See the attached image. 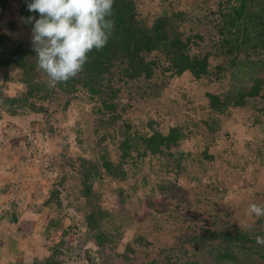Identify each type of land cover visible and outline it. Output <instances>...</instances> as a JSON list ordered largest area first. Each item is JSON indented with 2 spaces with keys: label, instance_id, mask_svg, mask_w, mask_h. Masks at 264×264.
<instances>
[{
  "label": "trees",
  "instance_id": "1",
  "mask_svg": "<svg viewBox=\"0 0 264 264\" xmlns=\"http://www.w3.org/2000/svg\"><path fill=\"white\" fill-rule=\"evenodd\" d=\"M31 2L0 0V122L26 131L27 151L37 131L59 138L39 208L71 199L80 220L51 219L42 233L63 232L40 258L9 240L7 264H97L86 244L100 264H264V217L246 211L264 204V0H114L106 46L55 87L22 19L40 18ZM73 107L88 111L71 140L55 117ZM3 213L14 230L22 212ZM76 229L82 246L64 240Z\"/></svg>",
  "mask_w": 264,
  "mask_h": 264
},
{
  "label": "rangeland",
  "instance_id": "2",
  "mask_svg": "<svg viewBox=\"0 0 264 264\" xmlns=\"http://www.w3.org/2000/svg\"><path fill=\"white\" fill-rule=\"evenodd\" d=\"M87 111L88 109L80 111L76 107H73L68 110L65 117L56 116L57 121L55 124L62 128L61 133L63 132V128H68L67 133L70 135H72V129L82 127L85 130L86 125L84 122L86 119L84 117ZM30 119L32 120L33 117L27 118L26 122L28 123ZM0 126L1 128L3 127L6 133L5 138L7 137L9 140H12L6 143L7 139L0 134V189L6 181L19 183L8 194L0 190V215H3L5 210L9 212L15 210L22 212L19 221L14 225L15 228L13 227L14 230H9L10 227L8 225L10 224L0 219V238H2V244H0V264H7L8 258L9 260L11 259L9 256V240L17 244L13 254L24 251L27 254L25 256L26 260H30L34 256L39 258L46 256L50 248L58 243L63 228L66 230V228L68 229L71 225H74L77 220H80V214L75 208L69 206L71 199L67 200L64 197L62 198V207L59 212L56 209L39 208V204L41 205L49 189L47 186L48 182L51 179L55 180L58 176L59 161L55 156L60 152V148L57 146V143L60 142L59 138L51 140L48 135H43L37 131L35 141L32 142L30 150L34 157L27 162L23 159L28 158L31 152L27 151L23 144L26 131L22 129L16 130L14 126L5 125L3 121L0 122ZM69 137L72 140L73 135ZM67 154L77 155L74 151H69ZM15 165L19 168L14 169ZM250 186L246 180H242L235 186L233 185L234 188L240 189ZM17 190L21 193L18 196L15 195ZM107 197H109L108 205L117 207L119 211L125 210V206L120 204L116 196L109 194ZM14 199L15 205L13 208L10 202ZM156 202H159V200ZM33 204H36L37 207H34ZM62 214L63 217L65 216L63 228L50 234H43L44 227L48 222L53 218H58ZM69 231L64 240L71 242L75 247L78 245L82 246L84 238L82 236L83 229ZM85 249H88L91 256L97 259L96 263L100 264L99 257L95 255V247L91 244H86L85 247H81V250ZM121 250L122 246L119 247L118 252ZM76 252L72 253V255L74 256ZM66 256L68 257V254ZM69 264H73V262Z\"/></svg>",
  "mask_w": 264,
  "mask_h": 264
},
{
  "label": "clouds",
  "instance_id": "3",
  "mask_svg": "<svg viewBox=\"0 0 264 264\" xmlns=\"http://www.w3.org/2000/svg\"><path fill=\"white\" fill-rule=\"evenodd\" d=\"M114 0H32L29 12L40 18H22L32 24L31 43L37 66L43 70L51 87L65 83L83 70L88 54L102 50L114 31ZM249 216L264 217V204L250 203ZM264 245V236H257Z\"/></svg>",
  "mask_w": 264,
  "mask_h": 264
}]
</instances>
